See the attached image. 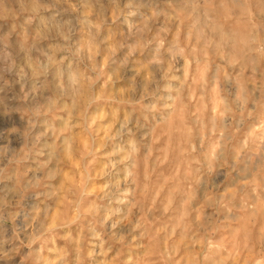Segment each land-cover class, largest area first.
Here are the masks:
<instances>
[{"label": "clouds", "instance_id": "clouds-1", "mask_svg": "<svg viewBox=\"0 0 264 264\" xmlns=\"http://www.w3.org/2000/svg\"><path fill=\"white\" fill-rule=\"evenodd\" d=\"M0 264H264V0H0Z\"/></svg>", "mask_w": 264, "mask_h": 264}]
</instances>
